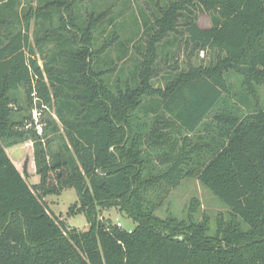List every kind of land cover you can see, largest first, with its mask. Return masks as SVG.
Segmentation results:
<instances>
[{"label":"trees","instance_id":"1","mask_svg":"<svg viewBox=\"0 0 264 264\" xmlns=\"http://www.w3.org/2000/svg\"><path fill=\"white\" fill-rule=\"evenodd\" d=\"M81 1L44 0L20 21L12 13L17 0H0V264H264V0H167L135 47L139 83L136 75L137 85L127 79L114 87L97 69L112 44L95 48L108 12L81 22ZM32 19L51 24L39 28L37 49L58 48L45 68ZM22 22L26 29L13 33ZM172 34L189 58L203 52L211 59L170 67L174 76L155 87L160 47ZM229 73L242 78L239 102ZM36 107L56 110L65 132L59 150L50 138L57 122L47 120L38 133L23 114ZM26 143L37 185L7 152ZM186 177L229 209L213 234L207 218L193 219L198 202L188 219L156 215ZM68 188L79 198L69 214L84 213L87 231L67 226L43 200ZM111 209L136 227L105 223L100 216Z\"/></svg>","mask_w":264,"mask_h":264},{"label":"rangeland","instance_id":"2","mask_svg":"<svg viewBox=\"0 0 264 264\" xmlns=\"http://www.w3.org/2000/svg\"><path fill=\"white\" fill-rule=\"evenodd\" d=\"M4 2V0H2ZM44 0H17L13 7L12 13L18 16L20 21L24 20V12L27 9L37 10L44 7ZM167 0H82L78 3L76 12L81 22L87 20V13L96 15L108 12L106 19L100 24L95 33V48H101L105 43L112 44L110 48L100 57L97 69L108 72L104 79L112 87L116 83H122L125 80L136 81L138 73L137 66L140 58L136 54L135 47L143 41V36L147 29L153 24L155 17L160 13V7H165ZM1 11V9H0ZM201 25L208 26L211 20L207 16H199ZM54 25H57V19L54 20ZM50 27V23L35 24L34 19L30 23L29 33L32 44L36 50V58L42 68H45L49 57L57 55L58 48L55 43L47 44L43 52L39 51L35 45V38L40 34V27ZM24 23H19L16 29H12L13 33L25 30ZM118 35V39L115 38ZM182 37L176 34L170 37L161 44L160 58L158 60V69L160 75L153 80L155 87H165L166 83L174 76L170 67H175L179 71L187 70L189 65H200L205 61L209 63L211 54L199 53L196 56L189 58L185 52ZM204 56V57H202ZM226 78L233 83V91L235 98L238 100L244 97L243 88L241 85L242 78L234 73L226 74ZM134 84V85H137ZM21 103H25L23 92L17 95ZM261 103L264 105V86L260 88ZM37 105V102L35 103ZM25 105V104H24ZM24 115H30L34 121L37 132L41 133L43 124L47 120H55L59 127V133H51L50 138H55L54 149L59 150L65 137L64 125L57 117L54 108H35V110L24 111ZM61 136V138H59ZM7 152L16 164L23 171L26 166L28 175L27 180L31 185L40 183V177L35 174V163L33 161V145L26 143L13 148H8ZM53 179V178H52ZM54 180V179H53ZM78 195L74 188L64 190L60 195H49L43 197L44 202L48 206L50 212L61 219L67 226H71L79 231H87L89 224L84 213L70 215V208L78 203ZM198 202V206L193 219L196 222L207 218L211 228L210 234L216 229L218 218L224 220L229 219V209L227 206L208 189H206L197 177H186L182 179L180 184L175 187L170 193L165 202L156 210V215L163 219L173 217L178 220L188 219L191 203ZM101 219L105 223L119 226L120 229L131 231L136 227V224L118 209L105 210L101 214ZM246 227V226H245ZM247 228V227H246Z\"/></svg>","mask_w":264,"mask_h":264},{"label":"crops","instance_id":"3","mask_svg":"<svg viewBox=\"0 0 264 264\" xmlns=\"http://www.w3.org/2000/svg\"><path fill=\"white\" fill-rule=\"evenodd\" d=\"M209 18V17H208ZM210 19V18H209ZM198 22L201 24V21L198 19ZM209 26H211V24H209L208 26H205V27H209ZM203 53V52H202ZM201 53V54H202ZM206 53H204V55H205ZM202 57H204V56H202ZM202 62H204L205 63V61L204 60H202ZM194 65V64H193ZM194 66H197V65H194Z\"/></svg>","mask_w":264,"mask_h":264},{"label":"built area","instance_id":"4","mask_svg":"<svg viewBox=\"0 0 264 264\" xmlns=\"http://www.w3.org/2000/svg\"><path fill=\"white\" fill-rule=\"evenodd\" d=\"M119 226H120V224H119ZM119 226H118V227H119Z\"/></svg>","mask_w":264,"mask_h":264}]
</instances>
